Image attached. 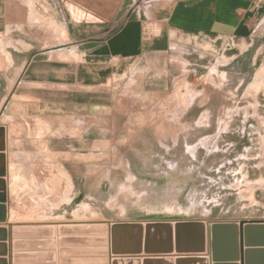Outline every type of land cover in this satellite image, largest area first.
Returning <instances> with one entry per match:
<instances>
[{
  "label": "rangeland",
  "instance_id": "1",
  "mask_svg": "<svg viewBox=\"0 0 264 264\" xmlns=\"http://www.w3.org/2000/svg\"><path fill=\"white\" fill-rule=\"evenodd\" d=\"M48 19L51 27L57 24ZM35 22L42 25L41 18ZM58 43L53 38L50 46ZM175 47L178 80L171 92H141L131 78L117 75L112 122L77 123L60 145V162L11 163L15 224L264 219V81L257 79L264 71L263 40L237 42L225 53L200 39ZM15 71H2L4 108L16 93L17 83L10 82ZM50 137L57 140L53 130ZM5 188L9 200L7 181ZM57 236L60 243L57 230L43 241L51 247ZM81 237L83 243L60 244L61 254L91 252L94 263L104 264L106 247L84 243L89 234Z\"/></svg>",
  "mask_w": 264,
  "mask_h": 264
},
{
  "label": "crops",
  "instance_id": "2",
  "mask_svg": "<svg viewBox=\"0 0 264 264\" xmlns=\"http://www.w3.org/2000/svg\"><path fill=\"white\" fill-rule=\"evenodd\" d=\"M50 16L57 23L52 27ZM204 35L221 49L229 38L264 43V0H0V79L2 71L16 68L10 82L17 83L9 104L0 101L10 195L8 222L0 226L8 229L6 242L0 232V264H96L91 252L62 255L58 236L54 249L38 236L16 245L8 227L15 224L11 163L60 162V145L77 123L112 122L117 75L131 78L141 92H171L178 80L175 45ZM53 38L58 45L50 46ZM254 260L264 263V255Z\"/></svg>",
  "mask_w": 264,
  "mask_h": 264
},
{
  "label": "water",
  "instance_id": "3",
  "mask_svg": "<svg viewBox=\"0 0 264 264\" xmlns=\"http://www.w3.org/2000/svg\"><path fill=\"white\" fill-rule=\"evenodd\" d=\"M5 131L0 127V226L8 222L6 193L7 158ZM16 245L23 238L38 236L52 239L56 230L60 244L84 243L101 245L104 264H264L254 259L264 255V219L242 220L238 223L205 221L118 222L94 225L8 224ZM57 226V227H56ZM0 232L6 242L8 229ZM93 236V237H92ZM52 249L54 243L49 241ZM83 243V242H82ZM109 246V249H108ZM4 247V246H3ZM110 250V252H109ZM65 253V250L62 251ZM211 257V258H210ZM107 258V259H106Z\"/></svg>",
  "mask_w": 264,
  "mask_h": 264
},
{
  "label": "built area",
  "instance_id": "4",
  "mask_svg": "<svg viewBox=\"0 0 264 264\" xmlns=\"http://www.w3.org/2000/svg\"><path fill=\"white\" fill-rule=\"evenodd\" d=\"M201 40L202 41H205L207 43H210V44H215L217 43L215 40L213 39H209V37H206L205 35L204 36H200ZM221 45H222V49L224 51V53L227 51V50H233L235 49L236 47V41L234 39H226V40H222L221 41Z\"/></svg>",
  "mask_w": 264,
  "mask_h": 264
},
{
  "label": "bare ground",
  "instance_id": "5",
  "mask_svg": "<svg viewBox=\"0 0 264 264\" xmlns=\"http://www.w3.org/2000/svg\"><path fill=\"white\" fill-rule=\"evenodd\" d=\"M261 74H262V76H261V80L264 81V71H263ZM259 78H260V77H259ZM262 81H261V82H262ZM258 82H259V81H258Z\"/></svg>",
  "mask_w": 264,
  "mask_h": 264
}]
</instances>
